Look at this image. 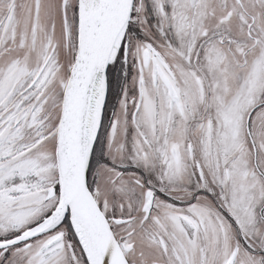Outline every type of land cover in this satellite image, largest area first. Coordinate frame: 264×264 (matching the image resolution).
Instances as JSON below:
<instances>
[{
  "label": "snow or ice",
  "instance_id": "6c2138e0",
  "mask_svg": "<svg viewBox=\"0 0 264 264\" xmlns=\"http://www.w3.org/2000/svg\"><path fill=\"white\" fill-rule=\"evenodd\" d=\"M0 264H264V0H0Z\"/></svg>",
  "mask_w": 264,
  "mask_h": 264
}]
</instances>
